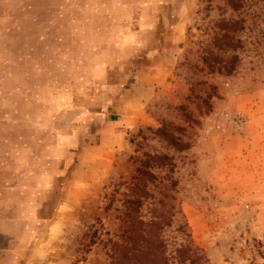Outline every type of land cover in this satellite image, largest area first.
<instances>
[{
  "label": "rangeland",
  "instance_id": "obj_1",
  "mask_svg": "<svg viewBox=\"0 0 264 264\" xmlns=\"http://www.w3.org/2000/svg\"><path fill=\"white\" fill-rule=\"evenodd\" d=\"M145 155L167 264H264V0H0V264H114Z\"/></svg>",
  "mask_w": 264,
  "mask_h": 264
},
{
  "label": "trees",
  "instance_id": "obj_2",
  "mask_svg": "<svg viewBox=\"0 0 264 264\" xmlns=\"http://www.w3.org/2000/svg\"><path fill=\"white\" fill-rule=\"evenodd\" d=\"M236 25H238L237 22L223 23V26L228 27V30H232ZM221 38L228 40L227 47L230 49H234L236 44L239 43L238 41H232V37L228 35ZM235 60L236 58H233L229 62L231 65H224L219 68V71L227 70L225 72L230 74L233 67L232 63ZM158 133L169 137L178 150L184 149L185 145L169 135L165 127L159 129ZM170 161L171 158L165 155H145L143 159L139 160L136 176L134 181L130 183L129 192L125 195L123 201L124 212L118 216L121 222V234L119 236L122 238V243H113L111 258L114 264H127L125 262L129 259L133 260L132 264H136L139 260L141 262L137 264H167L162 230L170 227L173 220V206L166 202V198H171L168 189L175 187L176 182L170 179L168 175L160 177L151 170L153 168L169 167L171 165ZM150 184H154V190L161 186L163 190L159 193L161 197L158 199L159 208H155L153 217L145 221L138 213L148 200L155 199L154 190L148 188ZM127 251L131 253L132 257L127 254ZM175 252L179 257L188 256L191 258L190 255L193 256L198 250L186 245L180 246ZM200 258H203L201 253L196 259Z\"/></svg>",
  "mask_w": 264,
  "mask_h": 264
}]
</instances>
